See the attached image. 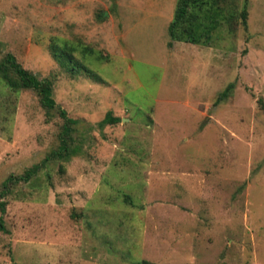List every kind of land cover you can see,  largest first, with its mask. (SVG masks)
Returning <instances> with one entry per match:
<instances>
[{"label":"rangeland","instance_id":"374dc122","mask_svg":"<svg viewBox=\"0 0 264 264\" xmlns=\"http://www.w3.org/2000/svg\"><path fill=\"white\" fill-rule=\"evenodd\" d=\"M242 3L210 46L169 47L176 0H0V61L77 120L47 159L64 119L0 75V264H264V0L246 25ZM63 41L97 78L54 59Z\"/></svg>","mask_w":264,"mask_h":264},{"label":"trees","instance_id":"16d2710c","mask_svg":"<svg viewBox=\"0 0 264 264\" xmlns=\"http://www.w3.org/2000/svg\"><path fill=\"white\" fill-rule=\"evenodd\" d=\"M231 1L234 3V0H176L173 17L167 28L169 36L168 46H172L173 42L176 41L210 46L213 40V33L216 29L223 23H230L232 18L235 17V12H233L229 6ZM246 16L247 0H243L240 17L242 24L244 25H246ZM51 51L54 59L71 74L85 72L88 75L97 78L96 74L76 58L74 54L78 51L82 55L92 54L94 51L91 46L80 43L74 44L68 41H63L60 44L54 42L51 45ZM97 57L99 59L103 58L100 54ZM8 68L13 71L16 78L9 76L7 72ZM0 75L13 89L23 88L35 90L40 97L41 104L48 109L57 108L60 116L64 119L60 132V144L58 149L48 156L47 159L50 157L67 159L74 154L76 149L71 146L69 140L72 138L71 133L74 130L72 125L75 124L77 120L68 117L66 111L56 104L52 97L51 80L46 77L38 78L34 73L17 62L15 56L11 53H7L0 61ZM232 88L233 83H229L224 90L218 93L213 104L217 105L221 101L226 100L229 97ZM118 121H120V118L113 116L111 111H108L100 121V124L116 123ZM37 169L38 165H34L24 176H20L19 179L27 180ZM15 179L16 178L12 176L8 177L4 182V186ZM4 213L5 201H1L0 230L6 232L7 229L3 220ZM136 264L150 263L146 260H142Z\"/></svg>","mask_w":264,"mask_h":264},{"label":"crops","instance_id":"0c3cea01","mask_svg":"<svg viewBox=\"0 0 264 264\" xmlns=\"http://www.w3.org/2000/svg\"><path fill=\"white\" fill-rule=\"evenodd\" d=\"M179 42V41H178ZM186 43H189V42H186ZM192 44V43H191ZM194 45H199V44H194Z\"/></svg>","mask_w":264,"mask_h":264}]
</instances>
